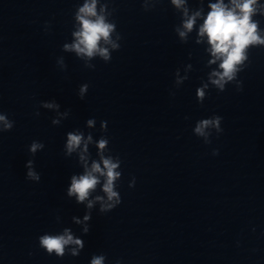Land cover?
I'll return each mask as SVG.
<instances>
[{
  "label": "clouds",
  "instance_id": "obj_1",
  "mask_svg": "<svg viewBox=\"0 0 264 264\" xmlns=\"http://www.w3.org/2000/svg\"><path fill=\"white\" fill-rule=\"evenodd\" d=\"M172 3L177 7H181L184 0H172ZM257 0H231V6L225 5L223 0H218L217 3L211 4L209 7L211 11L204 19V23L199 29V35L201 37L207 36L208 43L211 45V52L215 59H219L220 72H214L213 75L218 79L213 80V83L218 87L223 88L224 83L232 80L238 70L237 66L241 64L245 57V49L251 44H264L262 39L257 34V24L252 21V15L256 11L255 5ZM97 0H88L83 7L79 9L77 20L80 24L79 31L74 33L76 42L72 45H65L66 50H74L78 55L87 56L89 58L99 54L105 60H108L109 52L105 47H101V44H111L112 48L119 47L111 39V34L114 31V25L107 23L103 15H98L96 10ZM185 14L187 12L185 10ZM200 13L197 12L193 16L189 17L184 22V29L191 31L196 17ZM186 31H181L179 34L181 37L186 35ZM215 59L212 61L215 62ZM87 86L81 88V94L85 92ZM199 96L203 97V91L201 90ZM46 107H53V105H45ZM0 122H4L5 129H10L12 124L6 120V117L0 115ZM220 118L217 117L214 120H202L200 121L195 132L197 135H206L205 130L209 127H216L219 130ZM89 126L93 121H89ZM83 137L78 134H69L67 149L71 153L77 147L80 146ZM91 140V136L88 137ZM107 142L101 140L99 142V148L103 149ZM42 145L33 143L31 151L34 153ZM85 151H87V144L85 143ZM83 159V156L81 157ZM104 168L102 169L99 163H93L90 170H86L85 174L76 177H72L71 186L68 189L69 196H76L78 202L85 201L90 193L95 190L99 180L95 173H100L106 177V181L103 186V191L107 194L108 200H116L119 202L118 193L114 191V181L120 176V173L116 171L119 167L118 163H114L111 159H103ZM31 161H29V166ZM28 176L31 179H39V176L29 170ZM97 200H101V197H96ZM89 207L92 206V202L89 201ZM114 205H106V207H113ZM103 210V209H102ZM88 217H85L87 220ZM40 244L49 253L55 252L58 256H63L65 246L69 244L81 245L82 242L78 239H74L73 236L65 230L64 235L49 236L45 235L40 238ZM75 254V252H73ZM92 264H103V257L94 258Z\"/></svg>",
  "mask_w": 264,
  "mask_h": 264
}]
</instances>
